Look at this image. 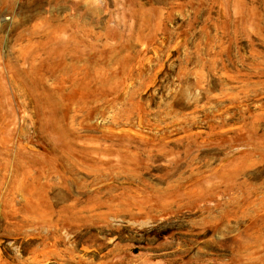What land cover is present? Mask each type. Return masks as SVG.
I'll return each instance as SVG.
<instances>
[{
    "label": "rangeland",
    "instance_id": "1",
    "mask_svg": "<svg viewBox=\"0 0 264 264\" xmlns=\"http://www.w3.org/2000/svg\"><path fill=\"white\" fill-rule=\"evenodd\" d=\"M0 264H264V0H0Z\"/></svg>",
    "mask_w": 264,
    "mask_h": 264
}]
</instances>
